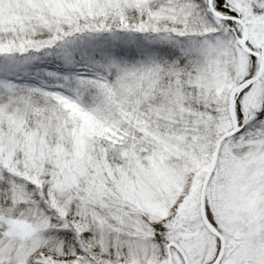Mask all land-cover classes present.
I'll return each instance as SVG.
<instances>
[{
  "label": "snow or ice",
  "instance_id": "1",
  "mask_svg": "<svg viewBox=\"0 0 264 264\" xmlns=\"http://www.w3.org/2000/svg\"><path fill=\"white\" fill-rule=\"evenodd\" d=\"M0 264H264V0H0Z\"/></svg>",
  "mask_w": 264,
  "mask_h": 264
}]
</instances>
